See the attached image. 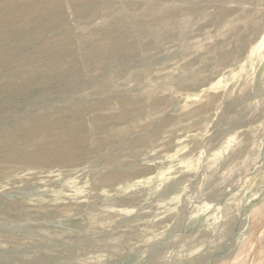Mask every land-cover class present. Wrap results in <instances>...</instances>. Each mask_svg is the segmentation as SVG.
Instances as JSON below:
<instances>
[{
    "label": "rangeland",
    "instance_id": "obj_1",
    "mask_svg": "<svg viewBox=\"0 0 264 264\" xmlns=\"http://www.w3.org/2000/svg\"><path fill=\"white\" fill-rule=\"evenodd\" d=\"M0 264H264V0H0Z\"/></svg>",
    "mask_w": 264,
    "mask_h": 264
}]
</instances>
